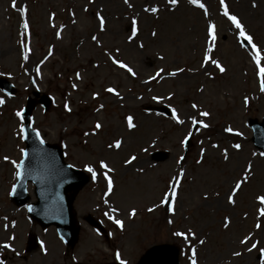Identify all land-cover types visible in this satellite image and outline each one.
Returning a JSON list of instances; mask_svg holds the SVG:
<instances>
[{
	"label": "rangeland",
	"instance_id": "1",
	"mask_svg": "<svg viewBox=\"0 0 264 264\" xmlns=\"http://www.w3.org/2000/svg\"><path fill=\"white\" fill-rule=\"evenodd\" d=\"M201 2L207 17L188 0H178L175 6L167 0H128L131 7L124 0H15L16 7H12L13 0H0V76L17 87L12 96L0 90L4 101L0 104V231L9 229L14 237L7 240L11 249L4 250L7 264H110L119 262L117 252L126 264H134L149 246L163 242L180 247V264H191L193 254L196 264H260L259 252L245 249L254 241L264 248V216L259 214L264 205L257 200L264 196V157L251 143L248 126L250 118L264 117L263 77L258 75L250 46L241 47L237 30L222 15L219 0ZM225 3L253 37L264 67V0ZM153 6L156 13L144 11ZM20 7H26L23 17ZM97 13L104 20L103 30ZM133 19L137 34L129 40ZM25 20L27 34L22 26ZM209 21L216 25V41L209 56L225 67L224 73L210 62L203 63ZM93 35L97 41L92 40ZM110 55L131 67L135 75L114 65ZM177 69L183 71L168 75ZM158 71L160 75L149 80ZM108 87L119 96L105 91ZM34 89L54 100L48 110H34V128L46 141L60 143L65 160L91 176L74 201L81 228L79 241L71 250L54 227L40 229L25 207L14 205L9 198L16 178L12 162L17 163L24 147L22 119L15 113ZM65 102L71 111L65 110ZM160 103L176 109L184 123L144 109L147 104ZM200 111L210 115L200 117ZM129 115L133 129L125 121ZM194 116L209 127L192 125ZM96 122L102 125L98 131ZM229 127L232 131L226 132ZM86 132L89 135L85 136ZM189 132L190 143L184 149L181 141ZM116 140L121 141L120 147L109 148ZM212 144L218 147L212 148ZM233 144H239L240 149H233ZM201 148L204 157L197 164ZM155 150H167L168 157L153 161L150 154ZM132 156L136 159L125 164ZM181 156L184 159L177 164ZM101 160L113 170L108 173L113 190L107 196ZM249 162L251 175L235 195V204L229 205L227 195L245 176L243 169ZM88 166L96 172L95 179ZM181 168L184 175L174 212L169 213L160 201ZM28 192L34 199L31 186ZM112 208L115 213L110 212ZM149 208L153 210L149 212ZM133 209L135 215L129 217ZM88 212L103 221L106 234L85 222L83 216ZM106 212L122 221V228L109 220ZM225 216L230 220L227 229L223 227ZM189 229L194 236L188 235ZM31 231L39 235V245L21 252ZM176 232L185 235L176 236ZM249 234L251 240L241 245L240 240ZM3 235L0 233V240ZM233 252L241 255L233 256Z\"/></svg>",
	"mask_w": 264,
	"mask_h": 264
},
{
	"label": "snow or ice",
	"instance_id": "2",
	"mask_svg": "<svg viewBox=\"0 0 264 264\" xmlns=\"http://www.w3.org/2000/svg\"><path fill=\"white\" fill-rule=\"evenodd\" d=\"M89 2H91V0H89ZM167 2L170 5L175 6V5H177L178 0H167ZM124 3L128 4V0H124ZM188 3L190 5H194V6L198 7V8H200V9L204 10V16L205 17L208 16V12H207L206 6H205L204 3L201 2V0H188ZM128 6L131 7L130 4H128ZM219 6H220V9L222 10V15L224 17H226L227 20L231 23V25L237 30V40L238 41H244V42H246L247 46H250V49H251L250 55H251L252 60L256 64V67L258 69V75L261 76V77H264V67L261 66V51H260V49H258L257 45L253 42V37L246 32L245 27L241 23L239 18L236 15H234V14H230V12L228 10V7H227V5L225 3V0H219ZM255 6L256 5L253 3L252 7H255ZM12 7H16L15 0H13ZM19 11H20L21 16L23 17V15L26 13V7H20ZM144 11L145 12H149L150 11L151 13H156L158 11V9L155 6L151 7L150 9L145 7ZM97 17H98V19L100 21L101 30H103L104 20H103L102 17L99 16V13H97ZM50 19H51V17H50ZM74 22L75 21H73V23ZM136 23H137L136 20L133 19V21H132V25H133V27H132V35L129 36V40H131L137 34ZM22 26H23V28L25 30V33L27 34L28 33V29H29V25H28L26 20L24 21ZM56 35H57V38H59L60 37V32H57ZM152 35L155 36L156 33L153 32ZM92 40L93 41H97V37L95 35H93L92 36ZM215 41H216V25L213 22L209 21L207 23V31H206V45H207V47H206L205 54H204V57H203V63L207 64V63L210 62L211 64H213L215 66L216 69H218V71L220 73H224L226 71L225 67H223L217 60L210 59V56H209V53H211L213 51V48H214V45H215ZM246 45L244 43H241V47H245ZM23 47H24V59H27L28 58L29 48H28V46L26 44ZM141 47H142V45H141ZM49 55H51V49L49 50ZM45 59H47V57H45ZM109 59L111 60V62L114 65H117L121 69H125L128 73H130L133 76L135 75V73L133 72V69L131 67H129L128 65H126L125 63H123L122 61H119V60L113 58L111 55L109 56ZM41 63H43V61H41ZM182 71H183V69H177L176 71L171 72L168 75L175 76L177 74V72H182ZM159 75H160V72L158 71L154 76H150L149 80H154ZM76 79L77 80L80 79V74L79 73L76 74ZM72 88L75 89L76 85L73 84ZM260 90L262 92H264V80H262V82L260 84ZM105 91H107L109 93H112L113 95L119 96V93L116 92L115 89L112 88V87H108L107 89H105ZM96 95H97L96 93H93V98H95ZM169 98H171V96H169ZM153 99H157V97H153ZM244 102H245V105H247V103H248L247 97H245V101ZM3 103H4V101L2 99H0V104H3ZM101 107H103V106L101 105ZM191 107L193 109H196L197 105L193 104ZM64 108H65L66 111H71V109L69 108V105H68L67 102H65ZM22 112H23V109H21L20 111H17L15 113V115L17 117H21L22 116ZM209 115H210V113L207 112V111H200L199 112V116L200 117H208ZM171 118L177 124H183L184 123L183 120L179 119L177 111L174 108L171 110ZM125 121H126L127 127L129 129H133L135 127V125L133 123V117L131 115L125 117ZM191 123H192V125H199V128L206 129V128L209 127V125L207 123H204L203 120H198L195 116L191 117ZM101 127H102V125H101L100 122H96L95 125H94V129L96 131L100 130ZM225 131L226 132H231L232 129L230 127L229 128H225ZM20 133H21V138H23V133H24V125L23 124H21V126H20ZM92 134L94 135L95 131ZM84 135L87 136V135H89V133L86 132V133H84ZM190 135H191V132H189V135L184 137V140L181 141L182 145L189 139ZM237 135H239V133H237ZM36 136H37V139H39V132H36ZM40 143L43 144V140H40ZM120 145H121V141L120 140H116L113 144H109L108 147L109 148H113V147L119 148ZM211 147L212 148H217L218 145L212 144ZM240 147L241 146L239 144H233L232 145V148L236 149V150H239ZM204 152H205V150L203 148H201V150H200V159L196 160L197 164H200L202 162L203 157H204ZM21 153H22V155H27L24 152L23 149H21ZM253 155L255 156L256 153H253ZM259 155L264 157V152H261ZM223 156H224L225 160L228 159L227 150L224 151ZM135 159H136V157L132 156V157L128 158L127 160H125L124 163L125 164H131L132 161L135 160ZM183 159H184V157L181 156L177 160V164H180V162ZM4 160H8V157L5 156ZM12 163L14 164V166L17 169L16 176H17V178H19L21 176L20 169L23 167L24 161L21 160L19 163H16L15 161H13ZM99 167H100V169L104 170V172H103L104 179L107 181V192H105V196H107L113 190V181L108 175V173L112 172L113 170L111 168H109L108 165L103 160L99 161ZM251 168H252V165L249 162L247 164V166L243 169V172L245 173V176L241 180H237L235 182V185L230 189L229 194L227 195V203L229 205H234L235 204L234 197L237 194V192L241 189L242 183L247 180V177L249 175H251ZM87 171L90 172L92 174L93 179H95L96 172L93 170V168L88 166L87 167ZM183 175H184V170H183V168H181L179 173H178V175L176 177L172 178V180H171V182L169 184V189L170 190L164 192L163 199H161V201H160L161 205H167V211L169 213H173L174 212V204H175V201H176V198H177V195H178V189L180 187L181 178L183 177ZM13 188H15V185L13 186ZM257 200H258L259 204L264 205V196H258ZM105 203H107V201H105ZM152 210H153L152 208L148 209L149 212H151ZM110 212L111 213H115L116 209L112 208V209H110ZM259 214L261 216H264V208H261L259 210ZM105 215L107 216V218L109 220H112L114 224H116L118 227L122 228V221H120L118 219H113V216L111 214H109L108 212H106ZM134 215H135V209H133L129 213V217H132ZM169 223H171V221H169ZM14 224H15V222H13V226H14ZM229 224H230V220H229V218L227 216H225L224 220H223V227L227 229ZM5 227H7V225ZM255 227L257 229H259L261 227V225L259 223H257L255 225ZM174 235H176V236H184L185 234L182 233V232H176V233H174ZM188 235L189 236H194L195 234L192 233L191 230L189 229L188 230ZM13 238L14 237H9V239H13ZM250 240H251V234L245 235L240 240V244L241 245H245ZM199 243L203 244L204 241L200 240ZM258 243H259L258 241L252 242L251 246L247 247L245 249V251L250 253L253 250H257L259 252L260 264H264V248H258ZM3 247L4 248H8L9 245L7 243H5L3 245ZM41 248L43 250V245H41ZM232 255L233 256H240L241 253L240 252H233ZM116 259H117V261H119V264H126V261L120 258L119 252L116 253ZM0 264H3V262L0 261ZM191 264H196V260L194 258V254H193V257L191 258Z\"/></svg>",
	"mask_w": 264,
	"mask_h": 264
},
{
	"label": "water",
	"instance_id": "3",
	"mask_svg": "<svg viewBox=\"0 0 264 264\" xmlns=\"http://www.w3.org/2000/svg\"><path fill=\"white\" fill-rule=\"evenodd\" d=\"M49 101L46 100L47 104ZM33 103L25 110L26 119ZM253 142L264 150V120L260 123L251 121ZM24 137L27 148L24 156L21 176L14 197L22 204L28 196L24 193L25 182L31 179L36 184L38 200L30 204V215L42 227L54 224L59 235L73 245L76 241L78 224L72 211V200L75 192L88 180L81 171L71 168L63 162L61 149L57 145L41 144L34 131L26 123ZM157 155V154H154ZM178 248L171 244L155 245L148 249L137 264H178Z\"/></svg>",
	"mask_w": 264,
	"mask_h": 264
}]
</instances>
